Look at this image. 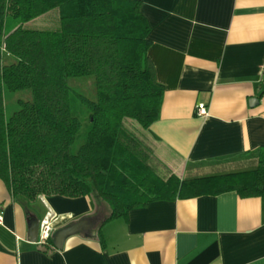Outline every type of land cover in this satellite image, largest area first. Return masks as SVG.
I'll return each instance as SVG.
<instances>
[{"label":"crops","instance_id":"1","mask_svg":"<svg viewBox=\"0 0 264 264\" xmlns=\"http://www.w3.org/2000/svg\"><path fill=\"white\" fill-rule=\"evenodd\" d=\"M164 87L160 116L137 129L162 177L253 169L264 146V0H140ZM198 103L207 114L198 116ZM94 197L38 196L24 205L0 179V264H264V201L235 192L155 200L125 217L96 216ZM94 221L96 234L44 251L28 223L52 231ZM100 232V237L97 232Z\"/></svg>","mask_w":264,"mask_h":264},{"label":"trees","instance_id":"2","mask_svg":"<svg viewBox=\"0 0 264 264\" xmlns=\"http://www.w3.org/2000/svg\"><path fill=\"white\" fill-rule=\"evenodd\" d=\"M36 20L43 28L25 26ZM149 33L140 0H0V179L16 201L90 195L108 204L104 221L155 200L232 191L264 201V146L255 168L236 172L180 179L149 164L123 125L131 118L145 129L160 116ZM89 75L96 97L78 95L79 117L67 79ZM25 89L32 99L7 117L5 92ZM42 247L53 249L52 235Z\"/></svg>","mask_w":264,"mask_h":264},{"label":"rangeland","instance_id":"3","mask_svg":"<svg viewBox=\"0 0 264 264\" xmlns=\"http://www.w3.org/2000/svg\"><path fill=\"white\" fill-rule=\"evenodd\" d=\"M27 28H43L44 24L42 22L30 21L25 24ZM51 26V25H50ZM51 28V27H49ZM68 86L70 88L71 94V109L76 116L82 117L84 111V103L81 101L78 95H84L90 100H95L96 90H95V82L93 76H76L69 77L67 79ZM33 97L31 89H25L21 91L9 92L6 91L4 94V103H5V114L6 116H10L12 112L19 108V100H31ZM123 125L131 130L134 134H138L137 129H141L142 127L138 124L137 121L131 118H124ZM137 129H136V128ZM80 144V143H79ZM78 145V143H77ZM93 197V196H92ZM94 206L95 210H97L96 216L105 217L109 214V206L108 204L99 198H94Z\"/></svg>","mask_w":264,"mask_h":264},{"label":"water","instance_id":"4","mask_svg":"<svg viewBox=\"0 0 264 264\" xmlns=\"http://www.w3.org/2000/svg\"><path fill=\"white\" fill-rule=\"evenodd\" d=\"M39 232L40 223L35 219H31L28 223V241L36 243L38 241ZM81 232H89L95 235L96 229L94 227V221L88 218H82L54 230L51 234L53 238V247L61 249L67 237Z\"/></svg>","mask_w":264,"mask_h":264},{"label":"built area","instance_id":"5","mask_svg":"<svg viewBox=\"0 0 264 264\" xmlns=\"http://www.w3.org/2000/svg\"><path fill=\"white\" fill-rule=\"evenodd\" d=\"M195 114L198 116H204L207 114L206 106L202 103H198L195 107ZM3 222V208L0 205V224ZM52 227L50 221H43L40 223V232L38 236V241L45 242L46 239L52 234Z\"/></svg>","mask_w":264,"mask_h":264}]
</instances>
